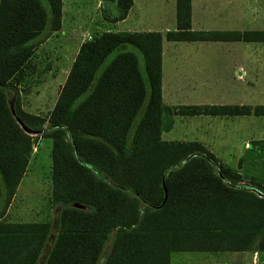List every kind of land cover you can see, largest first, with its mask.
I'll use <instances>...</instances> for the list:
<instances>
[{
    "label": "trees",
    "instance_id": "trees-1",
    "mask_svg": "<svg viewBox=\"0 0 264 264\" xmlns=\"http://www.w3.org/2000/svg\"><path fill=\"white\" fill-rule=\"evenodd\" d=\"M44 1L0 0V180L8 204L36 138L28 132L49 138L55 232L43 252L50 222L0 213V264H169L171 252L264 251V197L238 185L240 174L201 143L160 138L173 114L264 116V105H164L159 32L93 34L46 116L23 110L17 97L10 110L4 87L60 29L61 0ZM109 1L111 21L131 5ZM163 37L264 42V30H192L190 0H175V29ZM127 46L141 55L143 75ZM262 156L264 139L251 140L238 164Z\"/></svg>",
    "mask_w": 264,
    "mask_h": 264
},
{
    "label": "crops",
    "instance_id": "crops-1",
    "mask_svg": "<svg viewBox=\"0 0 264 264\" xmlns=\"http://www.w3.org/2000/svg\"><path fill=\"white\" fill-rule=\"evenodd\" d=\"M249 2L251 27L264 30V10L262 12L258 0ZM241 3L242 0H190V28L241 31ZM105 4L108 16L104 18L107 24L104 31H157L162 35L160 91L164 105L171 109L201 105H247L251 108L264 105V51L254 50L243 56L236 45L241 41L166 40L164 33L175 29V0H131L126 15L116 21L110 20L114 5L109 0ZM225 5L228 7L223 12ZM64 6L61 0L60 29L64 25ZM251 116L256 115L173 114L171 127L162 130L160 138L173 142L197 141L221 164L230 169L234 167L239 173L238 159L249 141L264 139V119H251ZM221 155L230 157L232 166L227 165ZM184 253L203 255H180L172 263L169 255V264H264V251ZM234 254L245 256L237 261L231 259L236 256Z\"/></svg>",
    "mask_w": 264,
    "mask_h": 264
},
{
    "label": "rangeland",
    "instance_id": "rangeland-1",
    "mask_svg": "<svg viewBox=\"0 0 264 264\" xmlns=\"http://www.w3.org/2000/svg\"><path fill=\"white\" fill-rule=\"evenodd\" d=\"M40 1L46 6L44 0ZM107 1L64 0V25L58 31H54L47 35L46 38H42L41 42L33 50V54L25 67L9 81L8 87H4L7 104L11 111H13L14 99L17 97L20 107L25 109V111L27 110L30 111L29 113L41 116L48 114L79 44L91 39L93 34L102 32L107 27L104 22V18L108 16L105 4ZM258 3L263 12L264 0H258ZM217 7L222 8V6ZM227 7L225 5L222 8L223 12H225ZM240 14L242 25L239 28L241 30L253 29L251 27L252 18L249 0H242ZM236 45L243 52V56L254 50L264 51V43L240 42L236 43ZM126 48L135 52L139 71L143 75L141 55L129 46ZM114 53H111L110 56ZM257 117L258 119H264L262 116H251V119H257ZM46 126L45 124L43 128ZM29 133L36 136V138L25 172L8 204L5 203L4 189L0 180L1 219L15 222L48 221L51 224L50 237L48 239L50 243L55 232V216L58 210V206L53 204L50 199L51 140L41 137V131ZM220 158L227 165L232 166L233 161H231L230 157L221 155ZM216 159L219 160L218 158ZM239 167L242 181L238 185L264 197V156L246 159L239 164ZM231 169L238 172L234 167ZM180 255L193 256L203 254L173 252L170 255L171 263L173 259H177ZM234 255L236 256L231 259L237 261L245 256L244 254Z\"/></svg>",
    "mask_w": 264,
    "mask_h": 264
},
{
    "label": "water",
    "instance_id": "water-1",
    "mask_svg": "<svg viewBox=\"0 0 264 264\" xmlns=\"http://www.w3.org/2000/svg\"><path fill=\"white\" fill-rule=\"evenodd\" d=\"M26 132H28L27 130H25ZM29 133V132H28Z\"/></svg>",
    "mask_w": 264,
    "mask_h": 264
}]
</instances>
